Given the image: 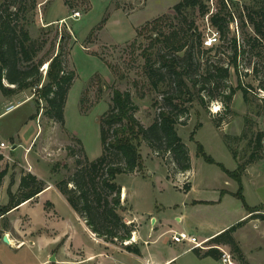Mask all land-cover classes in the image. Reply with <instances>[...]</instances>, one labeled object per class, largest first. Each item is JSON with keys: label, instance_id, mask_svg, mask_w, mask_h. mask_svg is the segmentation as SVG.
<instances>
[{"label": "rangeland", "instance_id": "1", "mask_svg": "<svg viewBox=\"0 0 264 264\" xmlns=\"http://www.w3.org/2000/svg\"><path fill=\"white\" fill-rule=\"evenodd\" d=\"M69 1L73 8L66 4V0H25L23 18L20 14V23L25 24L31 37L47 41L40 57L62 50L65 70L75 73L65 105L64 122L45 115L46 103L43 100L37 102L35 88L11 96H4L0 90V138L10 146L22 141V150L5 151L13 160L5 157L0 160V171H7L0 185V208L8 203V190L17 192L19 177L24 173H33L30 171L32 168L46 186L52 182L56 188L42 198L44 211L40 206L33 210L37 214L35 225L42 227L36 234L43 235L36 244H30V239L34 237L25 239L28 244L17 256L11 255L9 246H0L3 261L12 257L16 260L15 264H40L52 251L60 260L66 255L67 248L59 245L69 232L78 248L83 245L90 249L100 248L96 241L99 237L95 233L96 238L92 237L77 220L58 193L57 183L70 180L75 175L80 169L78 160L94 161L101 156L99 119L112 105L114 88L131 95L137 106L135 116L145 127L156 120L165 96H180L177 103L188 108L189 116L182 118L176 129L192 157L190 181L209 179L219 186L220 192L229 190L236 193L239 188L238 183L228 179L219 165L210 164L197 154V143H201L208 155L230 171L237 169L236 164L247 163L253 153L264 156V40L256 34L248 18L251 14L259 21L264 13V0H227L228 3L222 0L226 7L221 5V0H202L204 13L200 6H185L176 10L175 6L181 0ZM4 3L8 2L0 0V5ZM217 13L229 20L227 31L220 32L213 26L211 17ZM157 19L160 21L158 29L166 35L173 31L179 33V43L184 46L180 52L152 40L146 25ZM211 30L219 32L220 42L212 50L204 49L197 42V35L205 38ZM191 45H194L193 56L189 59L187 51ZM161 54L175 59V67L179 71H187L183 77L190 91L175 84L165 70L160 71L164 75L161 80L158 75L147 77L144 73L146 58L151 59V66L159 73ZM46 66L48 69V64L40 69L43 74L40 86L47 83ZM208 77H212L211 80ZM3 83L12 86L6 80ZM239 84L247 89L246 99L243 90L238 88ZM187 99L192 101L186 102ZM217 104L220 109L214 114L212 108ZM184 122L186 125H182ZM200 123L201 127H198ZM195 129L194 140H191ZM258 140L260 149L255 152ZM138 148L147 167L145 180L141 183H157L159 178L170 180L165 163L146 142L142 141ZM150 172L152 176H149ZM135 179L129 174H120L117 183L130 189ZM169 183L172 184L170 189L175 192L174 186L183 185L184 180L174 177ZM69 187L74 188L75 185L69 183ZM174 192L169 196L176 199L179 196ZM198 194L200 192L195 191L192 197L196 198ZM48 199L56 204L65 224H54L55 221L51 220L55 218L46 221V212L53 208ZM240 203L236 201V204ZM27 211L24 208L5 218L0 217V229L13 224L18 233L26 231L30 217L23 214ZM85 224L89 227L86 221ZM261 229V226L250 223L238 233L249 255V258L241 260L242 264H262L260 260L264 256L259 252V246L264 247V238L261 237ZM142 232L147 234L145 226ZM109 244L108 248L112 247L110 251L122 250V246L117 250L114 244ZM172 250L177 254L183 251L180 245L160 249L163 254ZM119 256L124 257L122 262L125 264L135 260L128 254ZM179 258L177 264H222L212 256L202 258L195 253ZM236 258H239L238 255ZM48 264L55 263L49 261Z\"/></svg>", "mask_w": 264, "mask_h": 264}, {"label": "trees", "instance_id": "2", "mask_svg": "<svg viewBox=\"0 0 264 264\" xmlns=\"http://www.w3.org/2000/svg\"><path fill=\"white\" fill-rule=\"evenodd\" d=\"M6 1L8 3L0 5V90L4 96H11L19 91L35 88L34 97H38L37 102L43 100L46 103L45 115L63 123L65 105L75 73L65 70L62 50L57 54L52 53L40 57L47 41L33 39L25 24L20 23V14L22 13L23 18L25 13V0ZM66 4L73 8L69 0H66ZM221 5L226 7L222 0ZM185 6H200L202 12H205V5L202 0H181L175 6V9L179 10ZM248 18L253 23L256 34L264 40V13L261 14L259 21H256L251 14L248 15ZM159 19L146 25L147 30L151 33L152 40L163 43L167 49L170 48L180 52L184 46L179 43L181 40L179 39V33L173 31L166 35L158 29ZM211 22L220 32L228 29L229 20L226 17H221L219 13L211 17ZM156 32L157 36L154 38ZM203 41L204 38L200 34L197 35V42L204 48ZM193 48L194 45H191L187 51L189 59L193 56ZM160 58L162 61L161 67H158L159 73L156 71L157 69L151 66V59L146 58L144 73L147 77L151 78L158 75L160 76L159 80H161L164 75L160 71L165 70V73L173 78L175 84L190 91L183 77L184 74H187V71H179L178 67H175V59H168L166 55L162 54ZM45 64H48L47 83L40 86L43 78L40 69ZM223 71L227 72L226 70ZM211 78L208 77V80H211ZM4 80L13 87L5 86ZM238 88L243 90L246 99L247 89L242 84H239ZM179 98L180 96L177 94L165 96L164 104L161 106L156 120L149 127H145L135 116L137 106L131 99V95L128 92L114 88L112 105L109 111L99 119L101 156L94 161L78 160L80 169L77 170L75 175L70 180L57 183V188L70 206L80 217L85 219L84 221L99 239L106 243L122 246L123 250L138 256L141 255L140 247L134 242L125 243L131 241L135 227L133 224L128 225L119 213L122 209L121 187L116 182V178L120 174L142 172L144 164L138 148L142 141H145L155 155L163 160L172 177L186 173L191 169L189 147L183 142L176 129L177 124L182 122L181 119H187L189 116L188 108L184 105L181 107L177 103ZM191 101L192 99H187L186 102ZM201 102L204 104L203 99H201ZM182 125H186V123L184 122ZM198 127H201V123L198 124ZM195 134L196 129L191 133V140H194ZM259 149L260 140H258L255 152H258ZM197 154L202 156L206 162L219 165L224 173L238 183L239 188L234 195L242 202L244 208L251 213L246 220L212 238L213 243L229 246L234 255L236 257L238 255L240 258L238 260L241 262L243 258L242 251L234 238V232L237 227L242 226L249 219L256 218L264 221V215L256 213L260 209L249 207L245 201L242 173L249 163L262 158V156L253 153L247 163L240 164L236 170L230 171L208 155L201 143H197ZM234 158H237L235 152ZM1 159H3V155L0 154ZM6 174L5 169L0 171V185H2ZM69 183H73L75 187H69ZM46 187L44 182L35 174L24 173L20 178L17 192L8 190L9 200L7 205L0 208V216L18 208L26 201L34 199ZM195 251L198 253L200 250L195 249ZM198 255L202 257L212 256L219 259L217 249H210L203 255L200 253Z\"/></svg>", "mask_w": 264, "mask_h": 264}, {"label": "crops", "instance_id": "3", "mask_svg": "<svg viewBox=\"0 0 264 264\" xmlns=\"http://www.w3.org/2000/svg\"><path fill=\"white\" fill-rule=\"evenodd\" d=\"M18 148L22 150V141L14 143L12 146V151L15 152ZM8 155L10 156V154ZM235 160L237 161V158ZM143 164L144 168L142 172L129 174L132 177H136L135 183L130 189L125 187L123 184H118L121 187L122 205V209L119 213L128 225L133 224L135 227V231L131 236L134 237V239L132 238L131 241L140 247V256L127 252L123 249L117 252L110 251L112 249V247L108 248L110 244L94 236L95 234L85 224V221L79 217L62 193L57 190L58 193L64 198L67 206L71 209V211H73L77 220H79L86 231L92 237L96 238V241L99 242L100 248L90 249L86 248L84 245L82 248H78L74 245V242L72 241L73 237L71 239V232H69L59 245H65L64 247L67 248L65 250L66 255H63L62 258L58 260L57 254H53L54 252L52 251V253L49 254L44 260L42 259L40 261V264H48L52 257L55 258L53 261L55 264H125L126 262H122L124 257H120V254H128L132 259H135L134 261L130 262V264H146V262L148 264H177L180 256L183 257L185 254L195 253L198 257H202L199 256L198 253L203 255L205 251L200 250L197 253L195 250H190L189 245L187 244L173 243L171 241L172 232H188L192 235H195L199 240L205 238H214L232 226L246 220L251 214L244 208L242 202L236 198V196H234V191L222 190L220 192V189L218 188L219 186L216 183L205 178H202L200 181H190L189 175L193 170L192 157L191 169L186 173L175 176L179 177L180 180H184L183 185H173L176 187L175 192L170 189L172 184H170L169 181L174 177H172L170 174L167 166V178L170 180L167 179L164 181L163 178H159L157 183H141L145 180V170H147L145 161H143ZM236 166L238 165L236 164ZM28 167L32 168L30 164H28ZM30 171L39 176L34 168L30 169ZM152 175L153 173L150 172L149 176ZM225 175L228 177V179L235 181L226 173ZM20 178L21 177H19L18 182L20 181ZM140 178H142V181ZM49 183V186H47L45 190L37 197L22 203L18 208L3 216H0L5 218L9 214L15 213L24 208H27L28 210L23 214L30 217V225L27 226L28 228L26 231H19L18 233L16 227L13 224L12 227L7 226L0 229V246H9L8 248L12 256H17L22 251V249L27 246L28 242L25 239L34 237L33 239H30L31 246H34L37 242V239L43 236L36 234V232L40 231L42 227L35 225V216L37 214L34 213L33 210L35 207L40 206L41 210L44 211L42 198L50 190H56V188L52 185L53 183ZM242 183L243 195L247 205L252 208H259L260 211H264V156L252 163H249L245 167V170L242 173ZM195 191L200 192V194H198L196 198H193L192 194ZM171 192H174L179 197L176 199L171 198L172 196H169ZM177 199H180V202H178ZM233 200H236L237 202L240 201L241 203L238 205L236 204V201L233 202ZM47 201L51 203L53 208L49 212H46V221L50 222L51 219L55 218V220H51L55 221L54 224H65L66 221L59 215L56 204L50 199ZM195 209L198 210L195 211ZM170 214L174 215V217L170 218ZM250 223L255 224L256 227L261 226V237L264 238V221L253 218L247 220V222H245L242 226L237 227L233 235L241 248L243 261L245 258H249V255L245 250L244 243L240 240V238H238V233L243 229V227ZM143 226H145V228L148 230L147 234L142 232ZM206 227L208 229H206ZM65 231H68L66 227ZM4 235H8V243L3 241ZM243 237L244 239L246 238L245 235ZM66 243L69 245L66 246ZM178 245H180L183 250L179 252V254L173 252L174 249L169 251L167 254H163L160 251L161 248ZM114 247L117 249L119 246L115 245ZM107 252L113 253L108 254ZM259 252L264 256V247L262 248L259 246ZM15 261L16 260L12 257H9L4 261L3 258L0 257V264H15ZM260 261H262V264H264V257Z\"/></svg>", "mask_w": 264, "mask_h": 264}, {"label": "built area", "instance_id": "4", "mask_svg": "<svg viewBox=\"0 0 264 264\" xmlns=\"http://www.w3.org/2000/svg\"><path fill=\"white\" fill-rule=\"evenodd\" d=\"M227 2V0H225ZM228 3V2H227ZM78 13H75L77 15ZM220 42V35L218 31H213L207 34L203 41V46L206 49L213 48L217 46ZM12 151V146L3 141L0 138V154L3 157L13 160L8 154H6V150ZM256 213H261L264 215V211H259ZM134 239V237H132ZM171 241L176 244H187L189 245L190 250H203L208 251L210 249H217L219 251V260L222 264H242L231 251L229 246L219 245L212 242V238H205L199 240L195 235H192L188 232H172ZM132 241L125 242L126 244L131 243ZM146 264H148L146 262Z\"/></svg>", "mask_w": 264, "mask_h": 264}, {"label": "clouds", "instance_id": "5", "mask_svg": "<svg viewBox=\"0 0 264 264\" xmlns=\"http://www.w3.org/2000/svg\"><path fill=\"white\" fill-rule=\"evenodd\" d=\"M220 109V106L217 104L212 108V112L215 114L216 112H218Z\"/></svg>", "mask_w": 264, "mask_h": 264}, {"label": "water", "instance_id": "6", "mask_svg": "<svg viewBox=\"0 0 264 264\" xmlns=\"http://www.w3.org/2000/svg\"><path fill=\"white\" fill-rule=\"evenodd\" d=\"M11 87H13V86H11ZM3 240H4L6 243H8V242H9L8 235H4ZM54 260H55V258L52 257V258H51V261H54Z\"/></svg>", "mask_w": 264, "mask_h": 264}, {"label": "bare ground", "instance_id": "7", "mask_svg": "<svg viewBox=\"0 0 264 264\" xmlns=\"http://www.w3.org/2000/svg\"><path fill=\"white\" fill-rule=\"evenodd\" d=\"M46 65V64H45ZM46 69H47V66H46ZM135 239H136V237H135Z\"/></svg>", "mask_w": 264, "mask_h": 264}]
</instances>
